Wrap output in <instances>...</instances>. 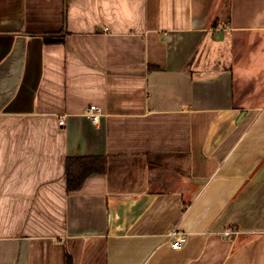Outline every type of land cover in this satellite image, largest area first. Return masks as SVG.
<instances>
[{"label": "crops", "instance_id": "1", "mask_svg": "<svg viewBox=\"0 0 264 264\" xmlns=\"http://www.w3.org/2000/svg\"><path fill=\"white\" fill-rule=\"evenodd\" d=\"M0 264H264V0H0Z\"/></svg>", "mask_w": 264, "mask_h": 264}, {"label": "trees", "instance_id": "2", "mask_svg": "<svg viewBox=\"0 0 264 264\" xmlns=\"http://www.w3.org/2000/svg\"><path fill=\"white\" fill-rule=\"evenodd\" d=\"M98 161V162H97ZM80 163L77 169L73 168V165L70 164L68 170V186L69 190L75 191L79 190L83 182L93 173H103L105 171V162L103 159L92 160L91 163Z\"/></svg>", "mask_w": 264, "mask_h": 264}, {"label": "built area", "instance_id": "3", "mask_svg": "<svg viewBox=\"0 0 264 264\" xmlns=\"http://www.w3.org/2000/svg\"><path fill=\"white\" fill-rule=\"evenodd\" d=\"M87 114L90 115L92 118L93 122L96 124L100 121L101 118V111L100 109L92 105L87 109ZM61 125L65 124L64 119L61 120L60 122ZM227 235H230V233H227ZM169 238L171 239V245L173 249L175 250H181L183 247L187 244L188 242V237L185 233L174 229L169 233Z\"/></svg>", "mask_w": 264, "mask_h": 264}]
</instances>
